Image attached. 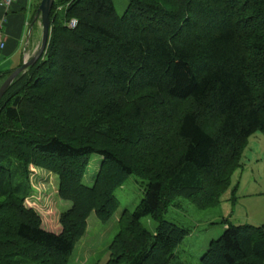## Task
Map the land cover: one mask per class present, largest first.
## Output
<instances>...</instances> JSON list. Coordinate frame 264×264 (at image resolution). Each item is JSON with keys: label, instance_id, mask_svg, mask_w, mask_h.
<instances>
[{"label": "trees", "instance_id": "16d2710c", "mask_svg": "<svg viewBox=\"0 0 264 264\" xmlns=\"http://www.w3.org/2000/svg\"><path fill=\"white\" fill-rule=\"evenodd\" d=\"M128 1L120 17L113 0H55L45 53L0 101V264H70L91 214L111 220L132 176L145 196L107 264H171L191 230L166 221L170 207L219 206L264 134V0ZM32 167L72 203L58 230L26 204ZM224 223L203 264H264V225Z\"/></svg>", "mask_w": 264, "mask_h": 264}, {"label": "rangeland", "instance_id": "374dc122", "mask_svg": "<svg viewBox=\"0 0 264 264\" xmlns=\"http://www.w3.org/2000/svg\"><path fill=\"white\" fill-rule=\"evenodd\" d=\"M113 1L118 15L123 16L129 1ZM101 160L97 154L92 156L84 179L86 185L92 184L91 179L97 175ZM41 170L43 169L32 167L31 181L36 193L27 206L38 210L45 227L52 226L54 230H58L62 201L58 194L59 178L49 171ZM50 173L53 176L47 175ZM232 180L231 188L217 207L200 210L185 198H179L170 207L165 215L166 221L191 230V234L177 250L178 259L171 264H203L202 257L210 243L218 240L228 227L224 223L225 219L234 225H264L263 133L257 132L250 137L242 157V167L236 171ZM145 183L147 182L132 176L116 190L115 194L120 202L118 210L108 222L101 221L97 216L91 218L88 230L77 243L70 258V264L108 263L111 258L110 246L119 233V220L125 211L132 213L144 199ZM142 224L152 233L156 231L157 222L152 218H144Z\"/></svg>", "mask_w": 264, "mask_h": 264}, {"label": "crops", "instance_id": "0c3cea01", "mask_svg": "<svg viewBox=\"0 0 264 264\" xmlns=\"http://www.w3.org/2000/svg\"><path fill=\"white\" fill-rule=\"evenodd\" d=\"M4 2L0 0V73L14 72L35 56L40 49L43 34L42 22L39 19L35 22L42 0H13L11 6L4 5ZM32 197L26 201L27 205ZM71 207V202L60 201L61 213ZM94 216L92 214L89 217L88 227ZM47 229L54 230L52 226Z\"/></svg>", "mask_w": 264, "mask_h": 264}, {"label": "water", "instance_id": "95a60500", "mask_svg": "<svg viewBox=\"0 0 264 264\" xmlns=\"http://www.w3.org/2000/svg\"><path fill=\"white\" fill-rule=\"evenodd\" d=\"M55 0H42L36 16H35V22L40 19L42 22V28H43V34H42V43L40 46V49L38 53L33 56L30 60L23 63L21 67L16 69L2 84L0 87V101L2 100L3 96L7 92L8 88L11 86L13 81L23 72H25L29 67L34 65L41 56L45 53V50L47 48L49 37H50V27H51V12L53 9Z\"/></svg>", "mask_w": 264, "mask_h": 264}, {"label": "built area", "instance_id": "2783aa9c", "mask_svg": "<svg viewBox=\"0 0 264 264\" xmlns=\"http://www.w3.org/2000/svg\"><path fill=\"white\" fill-rule=\"evenodd\" d=\"M13 4V0H5L4 5L6 6H11ZM77 26V22L76 21H72L70 24L71 28H75Z\"/></svg>", "mask_w": 264, "mask_h": 264}]
</instances>
